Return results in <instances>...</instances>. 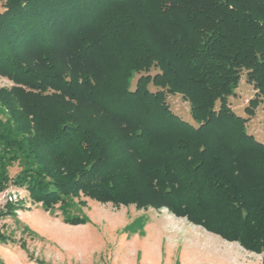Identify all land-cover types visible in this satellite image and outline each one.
Returning <instances> with one entry per match:
<instances>
[{
	"label": "trees",
	"instance_id": "obj_1",
	"mask_svg": "<svg viewBox=\"0 0 264 264\" xmlns=\"http://www.w3.org/2000/svg\"><path fill=\"white\" fill-rule=\"evenodd\" d=\"M5 1L0 191L14 162V185L46 211L81 194L167 207L264 252V136L247 131L264 100V0ZM244 73L248 118L229 106ZM177 95L193 123L167 103Z\"/></svg>",
	"mask_w": 264,
	"mask_h": 264
},
{
	"label": "rangeland",
	"instance_id": "obj_2",
	"mask_svg": "<svg viewBox=\"0 0 264 264\" xmlns=\"http://www.w3.org/2000/svg\"><path fill=\"white\" fill-rule=\"evenodd\" d=\"M5 4L0 0V13ZM156 72L152 69L151 74ZM140 76H133L132 90ZM13 87L11 80L0 76V89ZM149 89L157 90L152 84ZM254 95L244 73L235 96L229 98V106L248 118L244 109ZM167 103L175 114L193 123L189 105L180 95L167 96ZM86 110L80 109L81 117ZM8 123L14 126L0 103V128ZM247 131L262 141L264 100L249 118ZM19 172V164L11 163L8 176L12 180L0 191V212L4 211L0 233L12 240L0 241L3 264H264V252H252L239 242L226 241L167 207L102 203L81 194L46 211L32 200L25 187L14 185L13 178ZM8 203L17 205L15 215L6 212ZM72 217H83L87 223L70 225L64 221Z\"/></svg>",
	"mask_w": 264,
	"mask_h": 264
}]
</instances>
